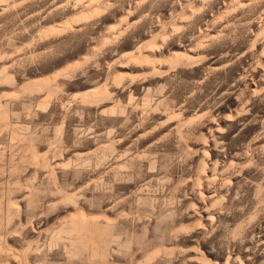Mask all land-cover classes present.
I'll use <instances>...</instances> for the list:
<instances>
[{"label":"rangeland","instance_id":"374dc122","mask_svg":"<svg viewBox=\"0 0 264 264\" xmlns=\"http://www.w3.org/2000/svg\"><path fill=\"white\" fill-rule=\"evenodd\" d=\"M0 110V264H264V0H0Z\"/></svg>","mask_w":264,"mask_h":264},{"label":"bare ground","instance_id":"6f19581e","mask_svg":"<svg viewBox=\"0 0 264 264\" xmlns=\"http://www.w3.org/2000/svg\"><path fill=\"white\" fill-rule=\"evenodd\" d=\"M86 1V3H88L89 4V2H91V0H85ZM91 4V3H90ZM1 111V110H0ZM0 113H2V112H0ZM28 152V151H27ZM8 206V205H7ZM79 215L77 214V218H74V217H70V218H72V221L69 219V223H71L70 224V228H71V230L73 229V230H75V232L77 233V234H79L80 235V237H79V235L77 236V237H79L80 239H82V241L84 242V245H87L86 247H88L89 249H90V251L93 253V255L94 256H97V257H99V259L98 260H100L101 261V263L102 264H107L103 259L104 258H101L102 257V255H100V250L98 249V246L99 245H97L98 243H95V242H93V241H96L97 242V240H95V238H94V240H93V235H92V233H93V229H96L95 228V226L97 227V223L94 225V224H92V223H90V221H88L87 219H85V218H83V217H78ZM85 216V215H84ZM92 221H94V220H92ZM91 221V222H92ZM67 223V222H66ZM100 224V223H99ZM69 225V224H68ZM99 227V226H98ZM69 228V229H70ZM101 228V227H100ZM72 230V231H73ZM101 230V229H100ZM69 231V230H68ZM74 232V233H75ZM73 233V232H72ZM96 233V232H95ZM97 234V233H96ZM96 234H95V236H96ZM102 235V234H101ZM98 237V236H97ZM98 238H101V236H99ZM79 239V240H80ZM109 243V242H108ZM100 244V243H99ZM85 247V248H86ZM101 247V246H100ZM163 247V246H162ZM158 248V247H157ZM88 249V250H89ZM159 251V250H158ZM154 252V251H153ZM103 253V252H102ZM101 253V254H102ZM155 253V252H154ZM150 256V255H149ZM4 257V256H3ZM185 257V256H184ZM186 258V257H185ZM155 261V260H154ZM225 264V263H224Z\"/></svg>","mask_w":264,"mask_h":264}]
</instances>
